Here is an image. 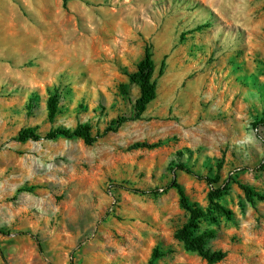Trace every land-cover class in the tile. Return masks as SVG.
<instances>
[{
	"label": "rangeland",
	"instance_id": "rangeland-1",
	"mask_svg": "<svg viewBox=\"0 0 264 264\" xmlns=\"http://www.w3.org/2000/svg\"><path fill=\"white\" fill-rule=\"evenodd\" d=\"M146 45L156 96L140 119L93 144L14 139L131 115ZM263 119L264 0H0V264H209L176 235L174 181L226 252L213 264H264Z\"/></svg>",
	"mask_w": 264,
	"mask_h": 264
},
{
	"label": "trees",
	"instance_id": "trees-1",
	"mask_svg": "<svg viewBox=\"0 0 264 264\" xmlns=\"http://www.w3.org/2000/svg\"><path fill=\"white\" fill-rule=\"evenodd\" d=\"M165 65L164 59L161 61L160 70L162 71ZM155 69V64L153 60V53L151 50V45H146L144 47V52L142 58L136 64V69L134 71H127L126 75L131 83H135L139 86V95L134 101L133 112L131 115H119L116 118L110 120L107 127L101 134H93L88 123H80L74 129L55 127L46 131L44 134L39 133L33 127H26L21 129L17 135L14 137L17 141H27V140H39V139H55L58 137H79L86 144H93L99 136L108 131H116L124 122L128 120L140 119L143 112L146 110L147 105L156 96V81L153 79V72ZM120 90L123 94L128 95V85L120 84ZM60 97V92L54 89L48 94L46 101L47 117L49 120H53L58 111V100ZM262 122V121H261ZM264 122V119H263ZM151 146L148 143H136L135 146ZM178 168L185 169L187 172L192 171L187 168L183 163H178L176 165ZM208 181L216 182L219 176L216 175L215 178L206 177ZM174 186L177 188L179 193V202L181 207H183L188 212V218L183 226L178 230L177 237L183 242V246L186 250L196 252L200 257L206 260L207 263L213 264L223 260L226 257V252L221 249L212 250L207 246V240L213 236V231L211 229L199 231V221L201 218L207 216V212L204 211L196 203H192L188 200L184 193L182 187L173 182ZM240 187L245 192L247 199L253 202L255 196L260 197V195L253 190V188L247 184L240 183ZM222 189H216L209 193V198L212 200L213 197L219 196ZM227 212V211H226ZM3 229H0V233H4ZM159 257L156 250L152 253L150 261Z\"/></svg>",
	"mask_w": 264,
	"mask_h": 264
}]
</instances>
